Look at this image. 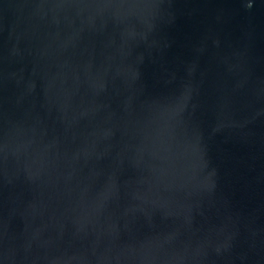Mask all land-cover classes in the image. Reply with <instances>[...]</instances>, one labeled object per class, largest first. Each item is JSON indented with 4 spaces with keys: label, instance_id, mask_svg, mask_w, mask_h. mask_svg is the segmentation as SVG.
<instances>
[{
    "label": "water",
    "instance_id": "1",
    "mask_svg": "<svg viewBox=\"0 0 264 264\" xmlns=\"http://www.w3.org/2000/svg\"><path fill=\"white\" fill-rule=\"evenodd\" d=\"M0 264H264V0H0Z\"/></svg>",
    "mask_w": 264,
    "mask_h": 264
}]
</instances>
